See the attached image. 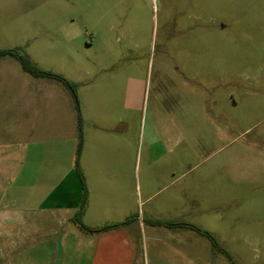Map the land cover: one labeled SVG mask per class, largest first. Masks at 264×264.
<instances>
[{
	"label": "rangeland",
	"instance_id": "1",
	"mask_svg": "<svg viewBox=\"0 0 264 264\" xmlns=\"http://www.w3.org/2000/svg\"><path fill=\"white\" fill-rule=\"evenodd\" d=\"M0 49L75 93L0 55V155L53 183L78 116L81 137L126 127L106 171L137 264H264V0H0Z\"/></svg>",
	"mask_w": 264,
	"mask_h": 264
},
{
	"label": "crops",
	"instance_id": "2",
	"mask_svg": "<svg viewBox=\"0 0 264 264\" xmlns=\"http://www.w3.org/2000/svg\"><path fill=\"white\" fill-rule=\"evenodd\" d=\"M107 129L91 126L81 139L76 132L71 155L63 157L67 161L56 171L53 183L48 182L47 172L42 171L45 160L39 155H23L29 159L19 167L14 158L16 151L0 155V259L11 257L15 264V260L23 257L25 264H56L61 253L62 256L70 253L69 264H137L139 218L135 228L134 221L124 223L128 217L121 195H116L115 204L110 205L106 171L109 141L114 138L121 150L127 131L126 127L115 128L114 132ZM38 162L40 166L36 167ZM77 165L87 188L82 224L114 227L85 233L73 221L82 200ZM175 253L176 250H167V264L177 263ZM62 261L60 264L66 263Z\"/></svg>",
	"mask_w": 264,
	"mask_h": 264
},
{
	"label": "trees",
	"instance_id": "3",
	"mask_svg": "<svg viewBox=\"0 0 264 264\" xmlns=\"http://www.w3.org/2000/svg\"><path fill=\"white\" fill-rule=\"evenodd\" d=\"M0 55H10L15 57L22 70L26 73H28L29 75L35 76V77H39V76H45V77H51V78H56L60 81H62L64 84H66L68 87H70V89H72L73 91V95L74 93V89H73V85L66 80L65 78H63L62 76H58L55 75L51 72H47L45 70H42L40 67L37 66V64H35L27 55L25 54H19L16 50L14 49H0ZM80 117L78 116V135L79 138L81 139V126H80ZM81 147V141L79 142V146H78V151L80 150ZM76 174L79 178L80 181V185H81V189H82V200L80 203V207L78 209V211L75 213L74 217H73V221L76 223H79V228L84 231L85 233H98V232H102V231H106L114 226H102V227H91V226H87V225H83L82 224V216L84 214L85 208H86V204H87V188L84 182V178L82 175V172L80 170V168L78 167V165L76 166ZM133 220V218L129 217L125 220L124 223H128L130 220ZM175 225H180V226H187L191 229H194L195 231H197L199 234H201L202 236H205L207 238H209V240H211L212 244L215 245L217 244L214 240V237L212 236V234H210L207 231H204L200 228H197L196 226L193 225H189V224H175Z\"/></svg>",
	"mask_w": 264,
	"mask_h": 264
}]
</instances>
